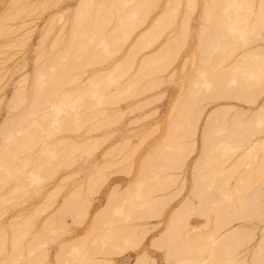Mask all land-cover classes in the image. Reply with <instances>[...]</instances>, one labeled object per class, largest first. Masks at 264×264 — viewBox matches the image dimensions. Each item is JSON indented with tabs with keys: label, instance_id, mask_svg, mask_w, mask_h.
Returning a JSON list of instances; mask_svg holds the SVG:
<instances>
[{
	"label": "rangeland",
	"instance_id": "obj_1",
	"mask_svg": "<svg viewBox=\"0 0 264 264\" xmlns=\"http://www.w3.org/2000/svg\"><path fill=\"white\" fill-rule=\"evenodd\" d=\"M81 1L0 0V264H264V0Z\"/></svg>",
	"mask_w": 264,
	"mask_h": 264
},
{
	"label": "bare ground",
	"instance_id": "obj_2",
	"mask_svg": "<svg viewBox=\"0 0 264 264\" xmlns=\"http://www.w3.org/2000/svg\"><path fill=\"white\" fill-rule=\"evenodd\" d=\"M82 1H84V2H82ZM82 1H81V2L84 3V4H85V2H86V4H87L88 2H90L89 0H88V2L85 1V0H82ZM117 1H119V2H117ZM145 1H146V0H145ZM209 1H210V0H209ZM213 1H214V0H213ZM91 2H92V0H91ZM91 2L88 3V5H83L82 8H83V9H87L88 6L91 7V5H92ZM104 2H105V0H104ZM104 2H102V3H104ZM116 2H117L118 4H119V3L121 4V1H120V0H116V1H114L115 5L117 4ZM230 2L232 3L231 0H229V3H230ZM246 2H247V1H246ZM82 3H81V4H82ZM209 3H210V2H209ZM215 3H217V2H215ZM248 3H250V2H248ZM81 4H80V5H81ZM90 4H91V5H90ZM140 4H141V3H140ZM211 4H212V2H211ZM250 4H251V3H250ZM80 5H79V8L81 7ZM95 5H96V4H95ZM97 5H99V4H97ZM212 5H214V4H212ZM221 5H222V4H221ZM226 5H227V4H226ZM133 6H134V4H133ZM85 7H86V8H85ZM98 7H100V5H99ZM112 7H114V5H113ZM230 7H231V6H230ZM261 7H262V5H261ZM96 8H97V7H96ZM96 8H94V9H95V10H98V11H100V9H103V8H99V9H96ZM208 8H209V7H208ZM220 8H221V7H220ZM231 8H232V7H231ZM132 9H133V8H132ZM137 9H138V8H137ZM209 9H210V8H209ZM212 9H213V8H212ZM87 10H88V9H87ZM213 10H214V9H213ZM225 10H226V9H225ZM80 11H82V10H80ZM80 11L78 12V14H81V15H82V13H84V15H85V13H88L86 10H83V11H85V12H82V13H81ZM88 11H90V8H89ZM130 11H131V10H130ZM76 12H77V10H76ZM93 12H95V11H93ZM103 12H104V10H103ZM208 12H209V11H208ZM261 12H262V11H261ZM96 13H97V12H96ZM104 13L107 14L106 12H104ZM209 13H210V12H209ZM211 13H212V10H211ZM78 14H76V15H78ZM90 14H92V12H90ZM218 14H219V12H218ZM224 14H225V13H224ZM76 15H75V16H76ZM88 15H89V14H88ZM94 15H95V13H94ZM94 15H92V16H94ZM96 15H98V14H96ZM208 15H209V14H208ZM208 15H207V16H208ZM228 15H229V14H228ZM235 15H236V14H235ZM204 16L206 17V13H204ZM215 16H216V15H215ZM215 16L213 17L214 19H216ZM231 16L233 17L234 15H231ZM77 17H78V16H77ZM77 17H76V18H77ZM98 17H99V16H98ZM205 17H204V18H205ZM221 17H222V16H221ZM223 17H224V16H223ZM227 17H228V16H227ZM229 17H230V16H229ZM232 17H231V19L235 18L236 16L233 17V18H232ZM256 17L259 18V15L256 16ZM85 18H86V17H85ZM94 18H95V17H94ZM213 18H212V16H211V19H213ZM238 18H239V17H236V20H238ZM78 19H80V18H78ZM96 19H97V17H96ZM207 19L209 20V16H208ZM220 19H221V18H220ZM226 19H227V18H226ZM240 19H241V18H240ZM242 19H243V18H242ZM255 19H256V18H255ZM261 19H264V18H261ZM83 20H84V19H83ZM117 20H118V19H117ZM120 20H122V19H119V21H120ZM208 20H207V21H208ZM258 20L260 21V19H258ZM85 21H86V20H85ZM122 21H123V20H122ZM122 21H120V22H122ZM207 21H206V22H207ZM210 21H211V20H210ZM219 21H220V20H219ZM227 21H228V20H227ZM233 21H235V19H234ZM233 21H232V23H233ZM239 21H240V20H239ZM79 22H80V21H79ZM101 22H102V21H101ZM120 22H119V23H120ZM223 22H224V21H223ZM223 22H222V23H223ZM257 22H258V21H257ZM261 22H262V21H261ZM84 23H85V22H84ZM87 23H89V22L87 21ZM102 23H103V22H102ZM107 23H109V22H107ZM119 23H118V24H119ZM208 23H209V21H208ZM212 23H213V22H212ZM236 23H239V22H236ZM236 23H235V24L233 23L234 26L237 25ZM254 23H255V22H254ZM100 24H101V23H100ZM105 24H106V23H105ZM105 24H104V25H105ZM118 24H116V25L118 26ZM225 24H227V23H225ZM225 24H224V26H225ZM230 24H231V23H230ZM80 25H82V23H80ZM87 25H88V24H87ZM87 25H86V27H87ZM89 25H90V23H89ZM93 25H94V24H93ZM95 25H96V24H95ZM95 25H94V26H95ZM97 25H98V24H97ZM227 25H228V24H227ZM231 25H232V24H231ZM231 25H229V26L232 27ZM258 25L261 26L262 24L259 23ZM258 25L256 24V26H258ZM211 26H212V25H211ZM224 26H223V27H224ZM229 26H228V27H229ZM237 26H238V25H237ZM100 27H101V26H100ZM100 27H99V28H100ZM93 28H94V27H93ZM115 28H116V27H115ZM226 28H227V27H226ZM237 28H238V27H237ZM255 28H256V27H255ZM85 29H89V28H85ZM94 29H95V28H94ZM232 29L235 30L236 27H234V28H232ZM238 29H239V28H238ZM91 30H92V29H91ZM117 30H118V29H117ZM236 30H237V29H236ZM112 31H113V30H112ZM121 32L126 33V30H125V31H122V30H121ZM78 33H79V32H78ZM80 33H82V32L80 31ZM80 33H79V35H80ZM85 33H86V32H85ZM87 33H88V31H87ZM89 33H90V31H89ZM82 34H83V33H82ZM90 34H91V33H90ZM217 34H218V33H217ZM256 34H257V33H256ZM258 34H259V33H258ZM261 34H264V33H261ZM86 35H87V34H86ZM204 35H205V33H203L202 37H204ZM206 35H208V34H206ZM80 36L83 37V35H80ZM84 36H85V34H84ZM90 36H91V35H90ZM94 36H96V35H94ZM103 36H104V35H103ZM252 36H253V35H252ZM259 36H260V34H259ZM261 36H264V35H261ZM85 37H86V36H85ZM207 37H208V36H207ZM257 37H258V36H257ZM88 38H90V37H88ZM93 38H94V37H93ZM200 39L202 40L203 38H200ZM206 39H207V38H206ZM259 39H260V38H259ZM261 39H264V38H261ZM79 40H80V39H79ZM83 40L86 41L87 38H86V39L84 38ZM88 40H90V39H88ZM91 41H93V40L91 39ZM87 42L89 43V41H87ZM78 43H79V42H78ZM85 43H86V42H85ZM142 43H143V42H142ZM229 44H230V43H229ZM82 45H85V46H86V44H84V43H82ZM88 45H89V44H88ZM88 45H87V46H88ZM232 45H234V44H230V46H232ZM70 46H71V45H70ZM76 46H77V45H76ZM79 46H80V45H79ZM79 46H78V47H79ZM90 46H91V45H90ZM237 46H238V45H237ZM237 46H236V47H237ZM81 47H83V46H81ZM220 47H221V46H220ZM220 47H218V49H219ZM227 47H228V46H227ZM233 47H234V46H232V48H233ZM240 47H241V46H240ZM73 48H74V47H73ZM86 48H87V47H85V49H86ZM221 48H222V47H221ZM237 49H238V48H237ZM260 49H261V48H260ZM222 50H223V48H222ZM64 51H65V50H64ZM81 52H82V51H81ZM223 52H224V51H223ZM226 52H227V51H226ZM84 53H85V52H84ZM86 53H88V51H86ZM89 53H90V51H89ZM221 54H222V53H221ZM244 54H245V53H244ZM252 54H253V53H250V55H252ZM254 54H259V53H254ZM88 55H89V54H88ZM92 55H93V54H92ZM245 55H246V56H243V57H245V58H243V59H244V60H247V61H251L252 59H251V60H248V59H246V58H249V59H250V58H255V57H252V56H250V55L248 56L247 53H246ZM260 55H261V54H259V55H255V56L258 58V56H260ZM54 56H55V54H54ZM75 56H77V55H74L73 57H74V58H77V57H75ZM221 56H222V55H220V57H221ZM89 57H90V55H89ZM95 57H97V56H95ZM217 57H219V56H217ZM225 57H226V55H225ZM83 58H84V57H83ZM97 58H98V60H99V57H97ZM259 58H260V57H259ZM259 58H258V60H259ZM77 59H79V58H77ZM81 59H82V57H81ZM92 59H93V58H92ZM100 59H101V58H100ZM222 59H223V58H222ZM222 59H220V60H222ZM226 59H227V58H226ZM83 60H84V59H83ZM83 60H81V61H83ZM85 60H87V59H85ZM220 60H219V61H220ZM240 60H242V56H241V59H240ZM254 60H256V58H255ZM88 61H89V60H88ZM93 61H94V60H93ZM95 61H96V59H95ZM78 62H79V61H78ZM89 62H91V61H89ZM89 62H88V63H89ZM96 62H97V61H96ZM96 62H95V63H96ZM244 62H245V61H244ZM79 63H80V62H79ZM84 63H85V62H84ZM242 63H243V62L241 61V64H242ZM246 63H247V62H246ZM246 63H243V64H242V67H241L242 69H245V68H243V67H244L243 65H245ZM81 64H82V63H81ZM89 64L91 65L92 62L89 63ZM219 64H221V63L219 62ZM238 64L241 65L240 63H237V65H235V66L239 68ZM65 65H66V64H64V66H65ZM72 65H73V64H72ZM247 65H248V64H247ZM247 65H245V66H247ZM84 66H86V65H84ZM84 66H81V67H84ZM233 66H234V64H233ZM250 66H252V65H250ZM256 67H257V68H256ZM256 67L252 68V70L249 69V71H252V73H255V72H254V69H255V68H256V70L258 69V66H256ZM73 68H75V67H73ZM233 68H234V67H233ZM241 68H240V69H241ZM249 68H250V67H249ZM246 69H247V67H246ZM61 70H66V68H65V69H61ZM78 70H79V69H78ZM234 70H235V69H234ZM67 71H70V70H67ZM67 71H63V73H64V72L66 73ZM238 71H240V70H238ZM74 72H76V71H74ZM198 72H199V71H198ZM201 72H202V71H200L199 73L203 76V73L205 74V72H202V73H201ZM233 72H234V71H233ZM40 73L43 74V72H40ZM65 73H64V74H65ZM67 73H68V72H67ZM67 73H66V74H67ZM69 73H70V72H69ZM226 73H227V74H230L229 72H226ZM248 73H249L250 75L252 74V73H250V72H248ZM72 74H74V73H72ZM200 74H199V76L201 77ZM242 74H243V73H242ZM70 75H71V74H70ZM231 75H232V74H231ZM233 75H234V77L229 75V76L231 77V78H230L231 80H233L232 77H233V78H236V77H235L236 72H235V74H233ZM132 76H133V75H132ZM229 76L227 75L226 78L228 79ZM243 76H244V74H243ZM252 76H254V75H252ZM63 77H64V75H63ZM65 77H66V76H65ZM107 77H108V75H107ZM220 77H222V76H220ZM60 78H61V76H60ZM60 78H59V79H60ZM66 78H67V77H66ZM224 78H225V77H224ZM63 79H64V78H63ZM130 79H131V78H130ZM216 79L219 80V78H216ZM220 79H221V78H220ZM55 80H56V78H55ZM221 80H223V77H222ZM224 80H225V79H224ZM59 81L62 82L61 79H60ZM64 81H65V80H64ZM64 81H63V82H64ZM215 81H216V80H215ZM226 81H227V80H226ZM259 81L262 82V81H264V79L260 78ZM67 82L69 83L68 80H67ZM129 82H131V81H129ZM224 82H225V81H224ZM231 82H232V81H231ZM236 83H238V81H235V84H236ZM239 83H240V80H239ZM57 84H58V83H57ZM62 84H63V83H62ZM214 84H215V83H214ZM235 84H234V85H235ZM262 84H264V83H262ZM60 85H61V84H60ZM127 85H128V84H127ZM241 85H242V84H241ZM56 86H58V85H56ZM134 86L136 87L135 84H134ZM134 86L132 85V86H130V88H131V87L133 88ZM246 86H247V85H246ZM58 87H59V86H58ZM241 87H243V86H241ZM241 87H239L240 90H241ZM53 88H54V86H53ZM61 88H62V87H61ZM127 88H128V87H127ZM237 88H238V87L236 86V89H237ZM245 88H247V87H245ZM219 89H220V88H219ZM217 90H218V89H217ZM220 90H222V89H220ZM213 92H214V91H213ZM213 92H212V93H213ZM220 92H221V91L217 92L216 94H220ZM222 92H224V91H222ZM228 92H229V91H227V93H228ZM231 92H232V90H231ZM239 92H240V91H239ZM252 93H253V91H252ZM229 94H230V93H229ZM211 95H212V94H211ZM220 95H222V94H220ZM223 95H224V94H223ZM13 96H15V98H16V95H13ZM114 96H115V95H114ZM114 96H112V97H114ZM230 96H231V95H230ZM234 96H235V97H238L239 100L243 99V101H246V100H244V98L249 99L248 96H245V95H243V94H242V95H241V94H236V95H234ZM110 97H111V96H110ZM112 97H111V98H112ZM224 97H225V96H224ZM224 97H223V98H224ZM226 97H227V96H226ZM212 98H213V97H212ZM219 98L221 99L222 97H221V96H218V99H219ZM227 98H228V97H227ZM232 98H234V97H232ZM11 99H13V98H11ZM112 99H113V98H112ZM112 99H111V102H112ZM236 100H238V99H236ZM249 101H250V100H248V102H249ZM11 102H12V101H10V103H11ZM13 102H14V101H13ZM46 102L48 103V101H46ZM46 102H45V103H46ZM109 102H110V101H109ZM115 102H116V101H115ZM41 104H42V103H41ZM12 105H14V103H12ZM12 105H10V106H12ZM85 106H86V105H85ZM11 108H13V107H11ZM43 108H44V107H43ZM32 113H33V112H32ZM32 113H28V114L31 115ZM30 115H29V116H30ZM15 116H17V115H15ZM24 116H26V115H24ZM257 116H259V115H257ZM12 117H13V116H12ZM26 117H27V116H26ZM23 118H24V117H23ZM254 118H255L256 120H259V122L254 121L253 124H256V123H257L258 126H259L260 123H261V124L264 123V117H261V118H260V117H259V118H258V117H254ZM254 118H253V119H254ZM260 119H261V120H260ZM22 120H23V119H22ZM22 120H20V121H18V122H21ZM250 120H251V119H250ZM261 121H262V122H261ZM255 122H256V123H255ZM16 124H18V123H16ZM16 124H15V125H16ZM262 125H264V124H262ZM5 127H7V126H5ZM17 127L19 128L20 126H17ZM14 128H15V126H14ZM18 128H15V129H18ZM254 129H256L257 131L253 130V131H255L254 134L252 133V134L248 135V136H250L249 139H250V141H251V145L255 144V141H256V143L259 142L258 139H251L252 136L259 134V133H257V132H259V129H258V128H254ZM223 130H224V129H222V132H223ZM260 130H261V129H260ZM10 131H12V130H10ZM204 131H206V130H204ZM220 131H221V130H220ZM224 131H226V133H227V129L224 130ZM232 131H233V130H232ZM261 131H264V127H262V130H261ZM2 132H3V130H2ZM230 132H231V131H230ZM245 132H246L245 134H247V133H249L250 131H248V128H247V129L245 130ZM251 132H252V131H251ZM251 132H250V133H251ZM228 133H229V132H228ZM233 133H234V132H233ZM240 133H241V132H239V134H240ZM260 133H261V132H260ZM223 134H224V133H223ZM242 135H243V134H242ZM261 135H262V134H261ZM245 137H246V136H245ZM29 138H30V137H29ZM26 141H27V139H26ZM26 141H25V142H26ZM19 142H21V141H19ZM19 142H18V143H19ZM25 142H23V143H25ZM219 142H220V141H219ZM21 143H22V142H21ZM23 143L20 144V145L24 146ZM211 143H212V142H211ZM27 144H28V143H27ZM214 144H215V143H214ZM20 145H18V146H20ZM178 145H179V144H178ZM208 145H209V144H208ZM215 145H216V144H215ZM13 146H14V145H13ZM175 146H176V145H175ZM14 147H16V146H14ZM20 147H21V146H20ZM208 147H209V146H208ZM250 147H251V146H250ZM21 148H22V147H21ZM24 148H25V146H24ZM14 149H15V148H14ZM18 149H19V148H18ZM18 149H17V152H20V150H18ZM25 149H26V148H25ZM21 150H24V149H21ZM251 150H253V149H251ZM15 152H16V150L12 153V155H14ZM63 152H64V151H63ZM10 154H11V153H10ZM20 154H21V153H20ZM12 155H11V158H12ZM63 157H64V156H63ZM63 159H64V158H63ZM63 161H64V160H63ZM66 161H67V160H66ZM222 163H223V162H222ZM205 166H206V165H205ZM262 167H264V166H262ZM207 175H208V174H207ZM4 178H5V177H4ZM199 178H200V176H199ZM5 179H6V178H5ZM5 179H4V180H5ZM100 179H101V178H100ZM260 179H261V178H260ZM0 180H2V179H0ZM223 183H224V182H223ZM200 184H202V183H200ZM220 184H221V183H220ZM202 186H203V185H202ZM205 186H207V187H206L207 189L205 188L206 191H207V190L209 191V190L211 189V187L213 188V184L210 185V184H207V183H206ZM214 186H216V185H214ZM132 188H133V187H132ZM198 190H199V189H198ZM205 190H203V191H205ZM199 191H201V190H199ZM260 192H262V191H260ZM192 193H195V192H192ZM206 193H207V192H206ZM208 193H209V192H208ZM209 194H210V193H209ZM115 195H116V194H115ZM145 195H146V194H145ZM198 195H199V194H198ZM253 195H254V194H253ZM255 195H256V194H255ZM260 195H261V194H260ZM112 196H114V195H112ZM117 196H118V194H117ZM195 196H196V197H199V196L196 195V193H195ZM200 196H201V195H200ZM112 198H113V197H112ZM114 198H115V197H114ZM202 198H204V197H202ZM206 198H208V197H206ZM109 199H110V198H109ZM210 199H211V198H210ZM245 199H246V198H245ZM111 200H112V199H111ZM202 201H203V200H202ZM239 201H240V200H239ZM200 202H201V201H200ZM205 202H206V201H205ZM209 202H210V201H209ZM212 202H213V201H212ZM106 203H107V202H106ZM202 203H204V202H202ZM262 203H264V202H262ZM109 204H111V203H109ZM109 204L107 203L108 206H110ZM152 204H155V203H152V202H151V205H152ZM211 204H213V203H211ZM211 204L209 205V203H208L209 208H208V207H207V208L205 207V210H203V211H204V214H205V212H208L209 209L211 210V207H210ZM149 205H150V204H149ZM149 205H147V206H149ZM155 205H156V204H155ZM165 205H166V204H165ZM199 205H203V204L199 203ZM205 205H206V204H205ZM65 206H66V205H65ZM74 206H75V204H74ZM105 206H106V205H105ZM108 206H106V207H108ZM153 206H154V205H153ZM153 206H152V209L154 208L153 211H156V210H155V206H154V207H153ZM159 206H160V205H159ZM67 207H68V206H67ZM213 207H214V206H213ZM215 207H216V206H215ZM226 207H227V206H226ZM64 208H65V207H64ZM79 208H80V207H79ZM159 208H160V207H159ZM232 208H233V206H232ZM242 208H243V207H242ZM244 208H245V207H244ZM244 208H243V209H244ZM249 208H250V207H249ZM104 209H105V208H104ZM147 209H149V207H147ZM147 209L144 208V210H146V211H147L146 213L148 214V213H150V212H148ZM202 209H204V207H203ZM206 209H208V210H206ZM106 210H108V209H106ZM149 210H150V209H149ZM188 210H189V209H188ZM210 210H209V211H210ZM222 210H223V209H222ZM75 211H77V210H75ZM189 211H190V210H189ZM198 211H201V213L203 212L201 209L198 210ZM81 212H82V211H81ZM103 212H104V211H103ZM151 212H152V211H151ZM240 212H241V211H240ZM67 213H68V212H67ZM105 213H107V211H105ZM152 213H155V212H152ZM213 213H215V211H214ZM238 213H239V212H238ZM244 213H245V212H244ZM250 213H251V212H250ZM65 214H66V213H65ZM69 214H70V213H69ZM142 214L145 215V213H142ZM156 214H157V213H156ZM188 214H189V212H188ZM204 214H203V215H204ZM225 214H226V213H225ZM231 214H232V213H231ZM241 214H242V213H241ZM248 214H249V213H248ZM62 215H63V214H62ZM102 215H103V214H102ZM143 215H141L142 217H140V216L138 215V217L143 218ZM153 215H155V214H153ZM203 215H200V216L205 217V223H206V222L209 220V219H208L209 217L206 216V214H205L204 216H203ZM221 215H222V214H221ZM236 215H237V214H236ZM245 215H246V214H245ZM245 215H244V216H245ZM57 216H58V215H57ZM157 216H158V214H157ZM209 216H210V215H209ZM218 216H219V215H218ZM228 216H229V215H228ZM238 216H239V215H238ZM240 216H241V215H240ZM106 217H107V216H106ZM144 217H145V216H144ZM148 217H149V216H148ZM152 217H153V216H152ZM214 217L216 218L215 215H214ZM235 217H236V216H235ZM235 217H234V218H235ZM242 217H243V216H241L240 218H242ZM261 217H262V216H261ZM76 218H77V217H76ZM146 218H147V217H146ZM174 218L177 219L176 216H175ZM174 218H173V219H174ZM215 218H214V219H215ZM220 218H221V216H220L219 218H216L217 221H215V222H218ZM223 218H224V216H223ZM105 219H106V218H105ZM214 219H213V220H214ZM228 219H229V218H228ZM249 219H250V218H249ZM249 219H248V220H249ZM257 219H258V218H257ZM259 219H261V218H259ZM139 220H140V219H139ZM227 221H228V220H227ZM227 221H226V222H227ZM97 222H99V221H97ZM208 222H209V221H208ZM215 222L212 223V224L215 225ZM229 222L231 223V221H229ZM261 222H264V221H261ZM261 222L259 221V223H261ZM95 223H96V221H95ZM210 224H211V222H210ZM216 224L218 225V224H220V223L218 222V223H216ZM183 225H184V223H183ZM183 225H182V226H183ZM186 225H187V224H186ZM205 225H206V224H205ZM223 225H226V224L224 223ZM184 227H185V226H184ZM203 227H206V226H203V225H202V228H203ZM215 227H216V226H215ZM207 228H208V227H207ZM207 228H205V231L203 232V234L206 236V238H205L204 235H203V238L206 239V240L204 239L206 242H203V243H206V244H204V246L207 245V241H208V239H211V237H212V235H211L212 233L210 234V230L213 232L212 229H210V230L208 229V231H207V230H206ZM217 228H218V227H216L215 229H217ZM221 228H223V227H221ZM221 228H220V229H221ZM220 229H219V230H220ZM244 229H245V228H244ZM199 230H200V229H199ZM219 230H218V231H219ZM121 231H122V230H121ZM190 231L193 232V231H195V230L193 229V231H192V230H190ZM190 231H189V233H191ZM215 231H216V230H215ZM218 231H217V232H218ZM240 231H241V230H240ZM252 231H253V230H252ZM236 232H237V231H236ZM250 232H251V231H250ZM110 233H114V232H110ZM121 233H122V232H121ZM189 233H187V234H189ZM239 233H240V232H239ZM248 233H249V232H248ZM209 234H210V235H209ZM243 234H245V233H243ZM251 234H252V233H251ZM232 235H235V233H232ZM236 235H237V233H236ZM109 236H110V234H109ZM114 236H115V235H114ZM165 236H166V235H165ZM226 236H227V235H226ZM229 236H230V234H229ZM237 236H238V235H237ZM245 236H246V234H245ZM116 237H117V236H116ZM127 237H130V236H127ZM127 237H125L124 239H130V238H127ZM231 237H232V238H231ZM231 237H228V238H231V239L234 238L233 236H231ZM235 237H236V236H235ZM248 237H249V236H248ZM190 238H191V237H190ZM196 238H198V237L196 236ZM200 238H201V236H200ZM203 238H202V239H203ZM222 238H223V237H222ZM228 238H226V239H227V242L231 244V243H232V242H230L231 239L229 240ZM238 238H239V237H238ZM250 238H251V237H250ZM250 238H249V240H250ZM111 239H112V240L115 239V241L121 240V238L119 239V237H117V238H110V240H111ZM131 239L133 240L132 242H136L135 239H133V238H131ZM131 239H130V240H131ZM160 239H162V238H160ZM165 239L168 241V239H167L166 237H165ZM194 239H195V238H193V240H194ZM234 239H236V238H234ZM239 239H240V238H239ZM244 239H245V238H244ZM244 239H242V241H243ZM253 239H254V238H253ZM79 240H80V239H79ZM134 240H135V241H134ZM186 240H187V239H186ZM196 240L198 241V239H195L194 241H196ZM204 240H203V241H204ZM221 240H224V238L221 239ZM221 240H219V241H221ZM81 241H83V240L81 239ZM201 241H202V240H201ZM201 241H199V242H201ZM209 241H210V240H209ZM232 241H233V240H232ZM236 241H237V240H236ZM236 241L234 240L233 242H236ZM238 241H239V240H238ZM245 241H248V240L245 239ZM77 242H80V241H77ZM124 242H125V245H126V244H130V241H128V243H126L127 241H123V244H124ZM161 242H162V241H161ZM163 242L166 243L165 240H163ZM190 242H191V241H189V239H188V243H186V244H189ZM221 242H222V241H221ZM224 242L227 243L226 241H224ZM113 243H114V242H113ZM121 243H122V242H121ZM155 243H156V242H155ZM155 243H154V244H155ZM157 243H158V241H157ZM181 243H182V242H181ZM181 243H179V244L181 245ZM184 243H185V242H184ZM193 243H196V242H193ZM201 243H202V242H201ZM203 243H202V245H203ZM217 243H218V242H217ZM222 243H223V242H222ZM225 243H224V244H225ZM262 243H264V242H262ZM262 243H261V244H262ZM75 244H76V243H75ZM77 244H78V243H77ZM123 244H122L120 247H122ZM131 244H133V243H131ZM161 244H163V243H161ZM161 244L156 245V247H157V246H160ZM179 244H178V245H179ZM197 244H199V243H197ZM230 244H227V245H230ZM234 244H235V243H234ZM234 244H233V245H234ZM82 245H83V244H82ZM100 245H101V244H100ZM125 245H124V247H125L124 249L127 250L128 247H126ZM169 245H170V244L165 245V247L168 246L167 248L169 249ZM193 245H195V244H193ZM193 245H192V248H193V249L190 248V247H188V248H190L191 250H194L193 252L198 251V256H199V257L197 256L196 258H193L194 256H191V257H186V259H185L184 256H183L182 258L185 259V261H183V260H178V261H177L178 264H184L183 262H185L186 264H205L206 260H205L204 258H203L202 260H200V257L203 255V252L206 251L208 247H207V246H205V247H204V246H203V247H200L201 245L199 244V247H197V248H199V250H197V248L194 249L195 246L193 247ZM220 245H222V244L220 243ZM231 245H232V244H231ZM13 246H14V245H13ZM71 246H72V245H71ZM73 246H75V245H73ZM76 246L78 247V246H80V245H76ZM113 246H115V244H113ZM118 246H119V245H118ZM131 246H132V245H129V248H130ZM134 246H135V245H134ZM134 246H133V247H134ZM62 247H64V246H62ZM101 247H102V246H101ZM110 247H111V249H112V246H110ZM120 247H113V248H115V249L117 248V249H121V250H123V249H122L123 247H122V248H120ZM206 247H207V248H206ZM224 247H225V246H224ZM229 247H230V246H229ZM232 247H235V246H232ZM236 247H237V246H236ZM240 247H241V246H240ZM242 247H243V245H242ZM215 248H217V247H215ZM62 249H63V248H62ZM65 249H66V248H65ZM99 249H100V248H99ZM168 249H166V250H168ZM178 249H179V247H178ZM205 249H206V250H205ZM222 249H223V248H222ZM231 249H232V248H231ZM231 249H228V248H227V251H226V253H225L226 255H224L223 252H222V254L224 255V256H223V255H222V256H223V257H226L227 259L229 258L228 260L232 263V261H234L236 257L234 258V251H233V250H235V249H232V250H231ZM237 249H238V248H237ZM87 250H88V249H87ZM121 250H120V251H121ZM170 250H172V249L170 248ZM224 250H225V249H224ZM228 250H229V251H228ZM93 251H94V250H93ZM118 251H119V250H118ZM118 251H116V252H117V253H121V252H118ZM213 251H214V250H213ZM221 251H222V250H221ZM262 251H264V250H262ZM60 252H61V250H60ZM110 252H111V251H110ZM110 252H109V253H110ZM123 252H124V251H123ZM215 252H217V250H216ZM219 252H220V251H219ZM188 253H189V252H188ZM213 253H214V252H213ZM213 253H212V254H213ZM164 254H165V253H164ZM189 254H190V253H189ZM201 254H202V255H201ZM212 254H211V255H212ZM104 255H105V254H104ZM115 255H116V254H115ZM165 255H166V254H165ZM187 255H188V254H187ZM191 255H192V254H191ZM213 255H215V254H213ZM213 255H212V256H213ZM235 255H236V254H235ZM59 256H60V255H59ZM85 256H86V255H85ZM107 256H108V255H107ZM189 256H190V255H189ZM212 256H211V258H212ZM215 256L218 257L217 255H215ZM215 256H213L214 259H216ZM40 257H41V256H40ZM165 257H166V256H165ZM168 257H169V256H168ZM43 258H44V257H43ZM141 258H142V257H140V259H141ZM163 258H164V257H163ZM166 258H167V257H166ZM166 258H165L164 260H167ZM187 258H188V259H187ZM201 258H202V257H201ZM211 258L208 260L209 264L214 263V262H216V261H219V260H214V261L210 262ZM213 258H212V259H213ZM62 259H64V258H62ZM144 259H146V258H144ZM195 259H196V261L199 260V262L197 261V262L195 263V262H194ZM217 259H218V258H217ZM220 259H223V258L221 257ZM57 260H58V259H57ZM88 260H89V259H87V261H88ZM136 260H137V259H136ZM136 260H135L134 264H144V263H142V261H144L143 259H141L142 261H141V260L136 261ZM193 260H194V261H193ZM146 262H147V260H146ZM165 262H166V261H165ZM169 262H170V261H169ZM180 262H181V263H180ZM225 262H226V261H225ZM225 262L223 261V264H227V263H228V262H226V263H225ZM58 263H59V262H58ZM88 263H89V262H88ZM177 263H175V264H177ZM219 263H220V261H219ZM164 264H165V263H164ZM167 264H170V263H167ZM207 264H208V263H207ZM214 264H215V263H214ZM217 264H218V263H217ZM221 264H222V263H221ZM244 264H245V263H244ZM259 264H261V263H259Z\"/></svg>",
	"mask_w": 264,
	"mask_h": 264
}]
</instances>
